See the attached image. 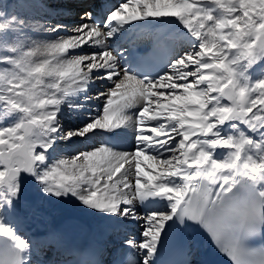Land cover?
I'll return each mask as SVG.
<instances>
[{"label":"snow or ice","instance_id":"obj_1","mask_svg":"<svg viewBox=\"0 0 264 264\" xmlns=\"http://www.w3.org/2000/svg\"><path fill=\"white\" fill-rule=\"evenodd\" d=\"M77 3L0 0V264H264V0ZM68 201L102 223L34 258L20 220Z\"/></svg>","mask_w":264,"mask_h":264},{"label":"bare ground","instance_id":"obj_2","mask_svg":"<svg viewBox=\"0 0 264 264\" xmlns=\"http://www.w3.org/2000/svg\"><path fill=\"white\" fill-rule=\"evenodd\" d=\"M45 3L46 0H44ZM112 2V0H110V3ZM63 8L62 9H70L71 11H73V7L72 5H65V6H62ZM49 11V9H43V11L40 13L41 15L43 14V12H47ZM67 12V11H65ZM35 14V13H33ZM53 15H55V13H53ZM76 17V18H75ZM80 15H77V16H69V15H64L62 14L61 16L57 17V21L60 22V23H63V24H67L69 25L70 23L75 25L76 22H74V18L77 19L78 22H81L80 21ZM73 25H70L73 26ZM97 88L101 87V85L98 83L96 85ZM65 124H69V121H65ZM129 135H130V132L126 131L125 134L121 137V140H120V143L122 145H127L129 144ZM98 138V137H97ZM96 138V139H97ZM75 147H83V145H74ZM127 146H125V148H127ZM68 206L69 208H72V209H65V208H60V209H54L51 213H52V216H53V219L52 220H44L43 217L41 218H36L35 219V222H31V223H27L26 221V217L25 218H22L20 220V223H19V229H22L25 231V236H33L35 235L36 237H40V235H44V234H48L50 237L52 236V233L55 231V220L57 219V216L58 214L57 213H64V214H60L59 216H63V217H79V218H82L83 221H86L87 224L91 223L90 219H93L96 221V223H93L92 227H91V224L90 227H91V230H92V233L94 234L96 228L98 225H100L102 223V221L99 219V218H96L94 216H91L90 214H88L87 212L83 211L81 209V211H78L75 207V202H72V201H68ZM77 207H79L77 205ZM74 209V210H73ZM44 213L41 215V216H46V212L43 211ZM49 225V226H48ZM133 225L132 224H128L126 225V227H122V228H119V229H116V230H112L110 232V239L112 241H118L119 239H121L123 237V235L125 234V232H128L129 234L132 232L133 230ZM58 229V227H57ZM208 239V238H207ZM46 242L45 245L43 246H40V249H35V250H38L39 253L37 255H34V258H40L42 259L43 255L46 256L47 254L44 253V249H52V251H54V249H56V247H58V244L57 242L54 243V242H50L48 240V238H46L44 240ZM199 243H202L204 245H206V242H204L203 240H200ZM48 244H52L53 247H49ZM201 247L199 245H196V250H200Z\"/></svg>","mask_w":264,"mask_h":264},{"label":"rangeland","instance_id":"obj_3","mask_svg":"<svg viewBox=\"0 0 264 264\" xmlns=\"http://www.w3.org/2000/svg\"><path fill=\"white\" fill-rule=\"evenodd\" d=\"M9 2H10V0H9ZM78 23H80V22H78V21H76V23L75 24H78ZM70 25H73V24H69V26ZM26 196L29 198V199H31L32 198V196H33V190L29 187L28 189H27V191H26ZM75 207H76V209L78 210V211H81V209L79 208V207H77V205L75 204ZM60 209V208H65V209H72V208H69V206H68V202H62V203H55V202H52V203H45L44 204V210L43 211H45L46 212V216L44 217V216H41L44 212L42 211V213L41 214H38V215H27L26 216V221H27V223H31V222H35V219L38 217V218H41V217H43V219L44 220H47V221H49V220H52L53 219V216H52V211L54 210V209ZM74 210V209H73ZM58 214V216L60 215V214H64V213H62V212H60V213H57ZM89 214V213H88ZM91 215V214H90ZM57 216V217H58ZM91 216H94V215H91ZM94 217H96V216H94ZM96 218H98V217H96ZM90 221H91V223H89V224H91V227H92V225H93V223H96V221L95 220H93V219H90ZM20 223V222H19ZM49 226V225H48ZM20 231H21V233H23V234H25V231L24 230H22V229H20ZM27 236V235H26ZM34 236V238L35 239H32V241H33V243H34V245H37L36 247H35V249H40V246H43V245H45L46 244V242L44 241L46 238H41V237H36L35 235H33ZM27 237H29L30 239H31V237L32 236H27ZM48 245H50V244H48ZM52 245V244H51ZM53 247V246H52ZM52 249H44V253L45 254H47L46 256H44L43 255V257H42V259H44V260H48V258H50L51 257V255H52Z\"/></svg>","mask_w":264,"mask_h":264}]
</instances>
